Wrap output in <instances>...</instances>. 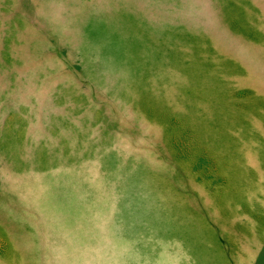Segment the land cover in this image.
I'll list each match as a JSON object with an SVG mask.
<instances>
[{"label":"rangeland","instance_id":"1","mask_svg":"<svg viewBox=\"0 0 264 264\" xmlns=\"http://www.w3.org/2000/svg\"><path fill=\"white\" fill-rule=\"evenodd\" d=\"M264 218V0H0V264H234Z\"/></svg>","mask_w":264,"mask_h":264},{"label":"crops","instance_id":"2","mask_svg":"<svg viewBox=\"0 0 264 264\" xmlns=\"http://www.w3.org/2000/svg\"><path fill=\"white\" fill-rule=\"evenodd\" d=\"M234 264H264V218L256 222L251 241L238 245Z\"/></svg>","mask_w":264,"mask_h":264}]
</instances>
